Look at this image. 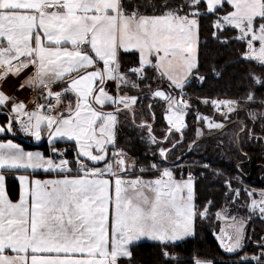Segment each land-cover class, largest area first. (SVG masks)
Here are the masks:
<instances>
[{
    "label": "snow or ice",
    "instance_id": "obj_1",
    "mask_svg": "<svg viewBox=\"0 0 264 264\" xmlns=\"http://www.w3.org/2000/svg\"><path fill=\"white\" fill-rule=\"evenodd\" d=\"M203 20L216 42L238 45L235 63L261 71L240 75L241 97L198 98L220 115L197 110L189 140L193 102L185 89L206 80L198 59ZM9 78L17 82L12 94L2 90ZM25 91L35 98L15 94ZM157 104L166 121L159 134ZM0 115V264H134L133 248L145 239L155 264H180L170 249L195 238L197 222L211 220L215 207L195 203L193 166L223 179L214 216L226 224L213 235L235 257L231 264H264V236L248 232L255 219L264 224V188L246 185L243 170L250 159L243 145L264 144V0H0ZM122 124L152 153L139 172L158 178L135 175L140 161L118 146ZM17 135L46 140L47 149L6 138ZM225 137L238 154L234 175L213 170L202 154L184 162L205 139L222 151ZM185 168L187 178L177 180L175 170ZM40 172L57 178H34ZM10 177L19 182L16 201Z\"/></svg>",
    "mask_w": 264,
    "mask_h": 264
},
{
    "label": "trees",
    "instance_id": "obj_2",
    "mask_svg": "<svg viewBox=\"0 0 264 264\" xmlns=\"http://www.w3.org/2000/svg\"><path fill=\"white\" fill-rule=\"evenodd\" d=\"M201 25L199 36L200 45L198 51L199 74L206 76V80L202 84L199 81H196L185 89V92L193 102L192 111L185 118L189 126L185 134L189 140L193 137L192 128L196 123L195 116L197 110H199V112L204 116L214 115L215 113L210 103H201L198 98L207 97L210 99H235L241 97L243 93L237 91L240 75L246 69H252L257 73L261 71L254 64L235 63L237 56L239 55L238 45L230 43L227 46H222L211 37L209 22L203 20L201 21ZM226 35L231 36L233 33L228 32ZM127 62L128 61L126 59L125 63ZM213 67H215L216 71L221 73L220 77H217L212 73ZM155 111V127L158 130L162 125V109L159 104H157ZM0 119L2 120V123H4L6 116L0 115ZM235 119L236 117H233V120ZM229 128L230 131H232V127L230 126ZM13 138L19 139L18 136ZM117 139L119 141L118 146L127 148L129 150V154L140 161L137 165L138 168L145 167L147 163L152 161V153L149 151V146L146 143L140 142V133L138 130L131 127L120 129L118 131ZM58 144L67 146L66 143ZM186 145L187 142L183 148H178L176 155H179L180 151H186ZM215 145V139H205L199 145L200 147L198 146L199 148H202L203 151L199 152L200 154L195 152L191 153L186 156L185 160L190 162L199 160L200 155L202 154L208 159L215 161L213 168L220 169L221 171H224L225 174L231 173L234 175L235 173L233 169L235 167V163H237L238 154L232 148L226 152L224 151V153L222 151H217ZM25 146L34 147L35 145H29L26 143ZM36 147H39L44 151L47 149L45 141L40 142V144ZM243 151L247 152L250 157V159H248V161L243 165V170L246 173L244 181L245 184L255 189L264 188V175H260V171L262 169V171H264V144H245L243 145ZM177 152L179 153L177 154ZM145 157H147V160ZM192 173L196 197L195 203L199 206L205 204L209 200L213 201L215 204V207L211 209L213 216L211 220L197 222V235L195 238H190L187 242L181 243L179 247L172 248L170 251L179 258L180 264H194L197 259L212 260L214 261V264H231L235 257L226 254L223 249L219 247L211 230L215 221L214 213L224 204V197L221 190L223 181H212L211 174H208V176L201 175V169H198V167L193 168ZM140 174L144 177L152 178L157 176L159 173L155 170H148L146 173ZM7 191L11 199H15L18 196V184L16 180L11 177L7 182ZM239 214L244 215V212L242 211ZM253 228L255 229L254 234L252 231ZM248 232L249 235L252 236L253 240H257L261 236H264V224H262L258 219H255L251 224H249ZM152 243L153 242L151 241L138 242L139 246L133 248L135 253L134 264H155L156 249L153 248ZM247 251L249 253L255 251L253 244H248Z\"/></svg>",
    "mask_w": 264,
    "mask_h": 264
},
{
    "label": "rangeland",
    "instance_id": "obj_3",
    "mask_svg": "<svg viewBox=\"0 0 264 264\" xmlns=\"http://www.w3.org/2000/svg\"><path fill=\"white\" fill-rule=\"evenodd\" d=\"M16 95H18V93L16 94ZM145 103H147V101H145ZM213 111L215 112L214 113V115H207L208 117H210V118H215V117H218L220 114L218 113V112H216V110L213 108ZM166 126V121H164L163 120V113H162V125L160 126V128L157 130L156 129V131H157V133H160L162 130H163V128ZM130 126H128V125H126V124H122L121 125V127H120V129H126V128H129ZM119 129V130H120ZM228 131L230 132V128L228 129ZM225 148L222 150V152L224 153V151L226 152V151H228V150H230V148L227 146V137H225ZM200 147V146H199ZM186 150H187V145H186ZM201 151H203V149L202 148H199V152H201ZM181 152V151H180ZM179 152H177V154H178ZM172 158V160L175 158V156H173V157H171ZM184 162H190V161H184ZM236 164V163H235ZM233 165H234V163H233ZM193 168H195V166H193L192 168H191V171L193 172ZM199 169V168H198ZM186 170H187V172H186ZM213 170H215V168H213ZM263 170V169H262ZM260 171L261 173H260V175L262 176V175H264V171ZM148 170H145L143 173H146ZM188 171H189V169H187V168H185L184 170H183V173H181V171L180 170H175V178L177 179V180H179L180 178H181V175H183V177L186 179L187 178V175H188ZM140 175V176H142V174H140V172H139V168L137 167V172L135 173V175ZM208 174H211V173H208ZM208 174H205L206 176H208ZM204 175V176H205ZM259 175V176H260ZM158 176H159V174L157 175V176H154V177H152V178H149V177H144V176H142V178L144 179V180H152V179H156V178H158ZM177 176V177H176ZM211 179H212V181H220V180H222L223 181V179L222 178H218V177H216V176H214V175H212L211 174ZM222 224H226V222L225 221H217L216 220V218H215V221H214V224H213V226H212V228H211V230H212V234L213 233H218L219 232V229H220V227H221V225ZM214 236V235H213ZM146 240V239H145Z\"/></svg>",
    "mask_w": 264,
    "mask_h": 264
},
{
    "label": "crops",
    "instance_id": "obj_4",
    "mask_svg": "<svg viewBox=\"0 0 264 264\" xmlns=\"http://www.w3.org/2000/svg\"><path fill=\"white\" fill-rule=\"evenodd\" d=\"M17 87V82L15 81V80H13V79H11V78H9L8 79V81L6 82V83H4L3 84V91H5L6 93H9V94H12L13 92H14V90H15V88ZM18 93V96L20 97V95H21V92H16L15 94H17ZM0 123H2V120L0 119ZM19 138H22V139H26V140H28L29 142H31L32 143V145H35L34 147L33 146H30V147H26L25 145H26V143H24V142H22V141H20L19 139H17V138H13V137H11V136H9V137H6V138H13L14 140H15V142H17V143H21V145L23 146V147H25L26 149H28V150H36L37 148L39 149V150H41V151H44L43 149H41V148H39V147H36L37 146V144H36V142H34V141H31V140H29L28 138H26V137H24L23 135H17ZM3 138H5L2 134H0V139H3ZM45 142H46V148H47V141L45 140ZM58 143H65V142H58ZM57 143V147L58 148H64V147H66V145L64 146V145H59ZM30 145V144H29ZM139 175V174H138ZM177 177V176H176ZM34 178H37V179H50V178H57L56 176H55V174H51V175H49V174H44L43 172H40L39 174H37ZM16 182H17V184H18V196L15 198V199H12L13 201H16V200H18V198H19V182L16 180ZM112 190H113V192H114V182H113V188H112ZM257 190H259V189H257ZM10 198V197H9ZM11 199V198H10ZM143 241H148V240H142V241H140V242H143ZM196 262V261H195ZM195 264V263H194Z\"/></svg>",
    "mask_w": 264,
    "mask_h": 264
},
{
    "label": "built area",
    "instance_id": "obj_5",
    "mask_svg": "<svg viewBox=\"0 0 264 264\" xmlns=\"http://www.w3.org/2000/svg\"><path fill=\"white\" fill-rule=\"evenodd\" d=\"M36 94H33L29 91L21 92L20 99L27 101H31L35 98ZM29 107H31V104H29Z\"/></svg>",
    "mask_w": 264,
    "mask_h": 264
},
{
    "label": "water",
    "instance_id": "obj_6",
    "mask_svg": "<svg viewBox=\"0 0 264 264\" xmlns=\"http://www.w3.org/2000/svg\"><path fill=\"white\" fill-rule=\"evenodd\" d=\"M20 139V141H22V142H24V143H27V144H30V145H32V143L31 142H29L28 140H26V139H22V138H19Z\"/></svg>",
    "mask_w": 264,
    "mask_h": 264
}]
</instances>
